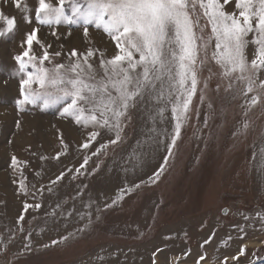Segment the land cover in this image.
Returning a JSON list of instances; mask_svg holds the SVG:
<instances>
[{
  "label": "rangeland",
  "instance_id": "374dc122",
  "mask_svg": "<svg viewBox=\"0 0 264 264\" xmlns=\"http://www.w3.org/2000/svg\"><path fill=\"white\" fill-rule=\"evenodd\" d=\"M20 2L18 10L13 3L0 0V10L17 21L13 33L0 37V264H197L204 253L207 258L200 264H222L225 257L227 264H252L264 258V168L260 166L264 101L245 117L244 97L225 91L228 81L211 60L210 48L189 118L167 164L165 146L146 143L152 125L139 105L131 110L121 140L93 156L100 145L115 139L113 133L101 130L89 148L83 149L80 145L93 129L61 118L60 106L42 111L39 106L24 105L25 111H17L15 101L21 98L19 81L23 74L14 75L19 67L14 57L27 49L22 41L34 28L38 29L40 44L34 41L32 52L37 57L42 56L44 48L50 54L59 52L54 63H65L72 49L79 53L99 49L110 58L115 45L94 26H89L85 39L79 26L40 25L34 11L38 0ZM25 4L30 11L23 10ZM225 10L236 11L235 0L225 5ZM25 15L31 23L24 21ZM247 51L251 59L253 46ZM93 63L98 66L99 53ZM209 69L214 73L211 79H207ZM206 79L208 86L201 102L199 89ZM165 117V122L157 121L156 127L171 131V113L166 112ZM17 119L19 128L15 126ZM245 120L250 126L246 134H239ZM13 154L27 162L22 165L26 184L30 189L33 185L42 188V196L32 199L17 195L13 180L20 175L9 167ZM86 155L90 156L87 165L76 174ZM161 165L164 171L151 182L149 177ZM61 172L66 175L52 185ZM136 184L141 186L116 205L104 208L121 189ZM25 200L29 204L39 202L42 207L28 209L18 223ZM89 214L91 225L75 239L43 247L83 228L89 223ZM213 232L211 243L201 248ZM251 242L259 246L246 247L245 255L232 259L241 246ZM189 249L191 253L186 255Z\"/></svg>",
  "mask_w": 264,
  "mask_h": 264
},
{
  "label": "snow or ice",
  "instance_id": "6c2138e0",
  "mask_svg": "<svg viewBox=\"0 0 264 264\" xmlns=\"http://www.w3.org/2000/svg\"><path fill=\"white\" fill-rule=\"evenodd\" d=\"M4 2L13 3L18 10L22 7L20 0ZM230 3L231 0H223V3L221 0H56L55 3L53 0H38L34 11L35 20L40 25L63 23L79 26L85 39L89 36V26H94L111 39L116 51L106 58L99 49L89 48L84 53L72 49L65 63H54L55 57L60 56L59 52L50 54L42 44V56L37 57L32 52L33 42L40 44L38 29L34 28L26 33V39L22 41V46L27 44V49L14 57L19 65L14 75L23 74L19 81L21 98L15 101L17 111H25L24 105L39 106L42 111L60 106L61 118L93 129L80 145L83 149L89 148L101 130L113 133L115 139L100 145L91 154L98 156L109 144L115 145L121 140L126 121L131 118V110L142 106L152 125L146 143L164 145L168 153L165 157L167 164L189 118L193 97L197 95L201 83L199 74L208 64L210 48L211 60L221 69V77L228 81L225 91L244 97L245 106L242 107H245V117L264 101V78H261L264 72V0H235L236 11L233 12L225 10V5ZM23 10L30 11L26 4ZM23 19L26 23L32 22L27 15ZM0 22V37L13 33L17 27L16 18L2 10ZM250 33L253 34L251 39ZM68 35H71V31ZM250 45L253 46L251 59L247 51ZM97 53L98 66L93 63ZM209 72L207 79L214 75L210 69ZM207 79L204 87L199 89L201 102L205 99ZM219 87L217 85V91ZM166 112L171 113V131L156 127L157 121L161 124L165 122ZM15 126L20 127L19 119L15 121ZM249 126L245 120L238 130L239 134H246ZM60 142L67 149L63 139ZM7 143L11 144V140ZM59 156L58 153L55 158L59 159ZM133 156L136 154L133 153ZM89 159L90 156L84 157L83 163L75 169L76 174H80ZM26 163L11 155L9 167L13 173L20 175V179H14L13 183L17 184L18 196L36 199L42 196L43 189H36L34 185L30 189L26 184L27 178L22 171V165ZM260 166L264 168V148L261 149ZM163 171L164 165H161L149 180L154 183ZM65 175V172H61L51 184L55 185ZM141 184L121 189L111 204H105L104 208L116 205ZM47 190L51 193L53 189L49 187ZM33 207L39 209L42 204H29L27 200L23 202L18 223L23 221L24 213ZM91 223L89 214V223L83 228L69 232L43 247L67 243L75 239L77 233L84 232ZM214 236L215 232L200 245L201 248L211 243ZM26 248H30V245H26ZM190 253L189 249L186 255ZM245 254L246 246H241L238 255L232 259L238 260L239 256ZM206 258L207 254H202L197 264ZM227 262L228 258L225 257L222 264ZM252 264H264V258H257Z\"/></svg>",
  "mask_w": 264,
  "mask_h": 264
},
{
  "label": "bare ground",
  "instance_id": "6f19581e",
  "mask_svg": "<svg viewBox=\"0 0 264 264\" xmlns=\"http://www.w3.org/2000/svg\"><path fill=\"white\" fill-rule=\"evenodd\" d=\"M258 243H255V242H251V243H247V244H245L244 246H246V247H256V246H259V245H257Z\"/></svg>",
  "mask_w": 264,
  "mask_h": 264
}]
</instances>
